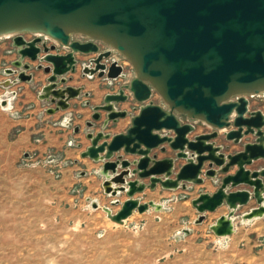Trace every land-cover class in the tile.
Masks as SVG:
<instances>
[{
    "label": "water",
    "instance_id": "95a60500",
    "mask_svg": "<svg viewBox=\"0 0 264 264\" xmlns=\"http://www.w3.org/2000/svg\"><path fill=\"white\" fill-rule=\"evenodd\" d=\"M12 30L17 59L9 73L27 82L41 72L47 74L40 97L63 109L81 92L82 87L67 84L78 65L84 75L97 73L109 80L125 75L124 66L112 58L113 49L101 50L100 42L120 50L135 68L129 83L93 107L90 128L97 126L102 111L106 117L99 131L87 133L91 144L81 153L102 162L107 193L116 196L125 191L128 196L118 211H108L113 220L122 222L136 209H160V204L135 196L146 187L200 184L202 175L215 178L219 173L224 175L214 192L204 191L192 199L198 222L205 212L226 205L228 215L218 217L219 225L211 229L229 235L234 231L232 215L252 198L257 205L242 216L264 215V166L247 167L260 159L264 162V112L251 109L244 95L264 91V0H0V33ZM23 31L34 36L26 38ZM74 32L91 39L72 38ZM51 39L69 50L56 52V43H47ZM79 54L94 56L84 61ZM154 89L168 109L151 99ZM125 103L128 107H122ZM178 112L195 123L182 121ZM126 117L130 124L125 131H107ZM196 122L213 130L191 137ZM219 129H225L224 138L234 143L249 135L253 140L226 153L229 145L215 140ZM158 148H170L174 154L158 158L153 152ZM176 159L185 162L172 177ZM232 166L237 169L229 173ZM146 178L149 183L141 181ZM241 184L248 187L238 188Z\"/></svg>",
    "mask_w": 264,
    "mask_h": 264
},
{
    "label": "rangeland",
    "instance_id": "374dc122",
    "mask_svg": "<svg viewBox=\"0 0 264 264\" xmlns=\"http://www.w3.org/2000/svg\"><path fill=\"white\" fill-rule=\"evenodd\" d=\"M21 33L26 38L34 36L31 31ZM35 35L41 34L36 32ZM1 36L10 46L13 34ZM71 36L89 39L88 35L78 32L71 33ZM52 41L56 43V40ZM100 46L113 49L112 58L124 66L125 75L118 78L113 86L120 88L122 84L129 83L135 76V68L129 59L107 42H100ZM11 51H15L13 47ZM92 56L94 54H90ZM244 95L252 106L264 108V91ZM151 99L169 108L155 89ZM177 115L182 121L195 123L184 112ZM100 121L95 120L98 127ZM119 123L111 127L115 128ZM200 126L204 130H213L209 124L196 122V130ZM95 128L89 127V130L95 131ZM219 131L220 136L216 140L225 146L228 143L224 138L225 129ZM245 138L250 140L253 137ZM228 145L227 149H230L231 145ZM153 152L164 157L174 154L170 148L166 151L158 148ZM61 156V151H50L49 148L44 152L38 148L19 149L15 142L5 141L0 136V264H264V234L260 228L252 229L259 223L264 224V218L242 221L245 205L232 215L233 223L239 229L231 240L221 239L222 236L210 229L215 216L220 211L228 215L229 209L220 206L218 210L205 212L204 219L197 221L199 212L192 204V199L199 193V188L194 190L195 185L172 196L177 197L173 200L171 196H165V191L174 188H165L161 184L159 188L157 184L154 190L146 187L135 196L139 195L141 202L152 200L161 203V208L156 210L151 206L144 212L136 209L122 222H117L108 211L116 212L114 207L122 204L120 200L125 196L128 197L125 191L120 192L117 201L103 204L98 191L83 189L81 181L73 186L64 184L78 176L74 170L72 177L67 178L64 170L68 161L55 160ZM263 164V161L254 162L250 166L260 168ZM221 178L217 175L210 179L214 185L220 183ZM242 224H245L243 228ZM233 239L239 240L238 247H231ZM254 241L260 245L249 258L243 253Z\"/></svg>",
    "mask_w": 264,
    "mask_h": 264
},
{
    "label": "crops",
    "instance_id": "0c3cea01",
    "mask_svg": "<svg viewBox=\"0 0 264 264\" xmlns=\"http://www.w3.org/2000/svg\"><path fill=\"white\" fill-rule=\"evenodd\" d=\"M1 38L2 36L0 37V136L5 139V141L15 142L19 149L24 148L26 150L27 148H38L40 152H44L49 148L50 151H61L62 156L60 158L56 157L55 160L57 162H60V160L68 161V166L64 170V172H67V178L72 177L74 170L75 175L78 176L74 178L73 181H66L64 184L73 186V184H75L77 181H81L83 189H86L87 191H90V189L98 191V197L103 200V204L117 201L118 195L120 193L114 196L110 193H107L105 190L103 184L105 175L102 171V162L100 160L91 159L90 157H83L81 153L91 144L90 139L87 137V133L90 131L88 122L93 120V107L97 104L103 103V99L107 93L118 91V85L113 86V83L117 82L118 79L116 81H112L108 78L100 77L97 73L94 75H83L82 68L79 65L76 72L69 73V75L72 76V79L69 80L67 84L75 87H82L81 92L77 97L69 100V107L63 109L58 107L55 102L40 97L41 88L42 85L46 83L47 74L41 72V76L37 77L36 80L27 82L19 80L17 81L15 75L9 73L10 70L16 68L13 64L17 59V54L15 51L10 52L12 45H7V42ZM88 57H90V55H84L82 59ZM122 107H128V103L123 104ZM250 108H259L264 112V108L261 106H252L250 104ZM101 114L102 121L105 119L106 113L102 111ZM120 120L121 121H119L120 123L117 127H111L107 129V131H111L113 134L125 131L130 124V117ZM99 130L100 127L97 126L95 131ZM205 131L211 130H204V128H201L200 126V128L189 134V136L192 137L196 133H202ZM250 136L253 137L252 135ZM245 137L246 136L243 137L242 141H249L245 140ZM250 140H253V138ZM227 142V145L230 144L231 148L225 149L226 153H234L242 149V146H239L240 143H234V141L229 140H227ZM216 143L219 144L218 140H216ZM167 156L172 155H165V157ZM128 157L132 158L133 156ZM163 157V155L158 156V158ZM262 161L263 160L260 159L256 161V163ZM184 162L185 160L183 159L175 160L172 177L175 176L176 172L179 170V167ZM208 162L209 161L205 162L203 171H205V169L208 167ZM263 166L264 164L261 167ZM214 167L216 169L218 168L216 165ZM247 167L251 169H257L252 168L250 165ZM236 169L237 166H232L229 170V173L235 172ZM219 175L223 176L224 174L219 173L218 176ZM202 176L204 177L203 183L193 184L192 182H182L181 186L178 188L167 189L168 191H165V196H171V200L176 199L177 197L174 198L172 196L179 194L182 191L184 192L185 190H189L192 185L196 186L194 190L199 188V193L201 191L214 192L220 183L213 185L210 177L205 175ZM141 181L149 182V178L142 179ZM159 187L160 185L158 184V188ZM247 187L248 186L245 184H241L239 186V188ZM199 193L196 195V197L199 195ZM138 196L139 195H136V197ZM127 198L128 197L125 196L124 199L120 200L121 203ZM256 205V200L252 198L249 203L244 206L246 209L243 213ZM222 207H225L228 210L226 205H222ZM114 208V211H118L121 208V204L115 206ZM220 208L221 207L218 209ZM225 213L227 212L220 211L219 214L215 216L214 223L218 217ZM261 218H264V215L253 218H244L243 216L241 217L242 221L247 219V222ZM244 225L245 224H242L241 227L243 228ZM259 228L262 229L264 234V224L259 223V225H255V227L252 229L255 230ZM238 229L239 227L234 225L233 233L222 236L221 239L228 238L231 240L235 237ZM239 244V240L233 239L231 241V247H238ZM258 244L260 245V243L254 241L253 243L247 245V249L243 254L248 255V257L251 258L252 256L250 254L254 253V250L257 251L256 246ZM262 248H264V245Z\"/></svg>",
    "mask_w": 264,
    "mask_h": 264
},
{
    "label": "flooded vegetation",
    "instance_id": "af4514ba",
    "mask_svg": "<svg viewBox=\"0 0 264 264\" xmlns=\"http://www.w3.org/2000/svg\"><path fill=\"white\" fill-rule=\"evenodd\" d=\"M91 38H89V39H79V40H81V41H88V40H90ZM48 43V45H51V44H53L54 42L52 41V42H50V41H48L47 42ZM57 44H60L61 46H63V49H62V52H59V50L56 48V52H59V53H66L68 50H69V48H67L65 45H63V44H61L60 42H56V45ZM101 50H103V51H105L106 49H101ZM90 55V54H89ZM79 56H84L83 54H79ZM86 56V55H85ZM84 60V59H83ZM89 61L90 60V57L89 58H86L84 61ZM79 66V65H78ZM81 66V65H80Z\"/></svg>",
    "mask_w": 264,
    "mask_h": 264
},
{
    "label": "bare ground",
    "instance_id": "6f19581e",
    "mask_svg": "<svg viewBox=\"0 0 264 264\" xmlns=\"http://www.w3.org/2000/svg\"><path fill=\"white\" fill-rule=\"evenodd\" d=\"M19 29H26V28H19ZM28 29H30V30H32V31H36V30H38V29H36L35 27H30V28H28ZM70 30V29H69ZM13 31L14 30H12V31H4V32H1L0 33V36L1 35H4V34H8V33H13ZM126 55H128V53H126ZM135 65V64H134ZM138 73H139V71H138ZM162 206V205H161ZM219 224H217L216 222L214 223V228L216 229L217 228V226H218Z\"/></svg>",
    "mask_w": 264,
    "mask_h": 264
},
{
    "label": "built area",
    "instance_id": "2783aa9c",
    "mask_svg": "<svg viewBox=\"0 0 264 264\" xmlns=\"http://www.w3.org/2000/svg\"><path fill=\"white\" fill-rule=\"evenodd\" d=\"M57 49L59 50V52H62L63 46H61L60 44H57Z\"/></svg>",
    "mask_w": 264,
    "mask_h": 264
}]
</instances>
